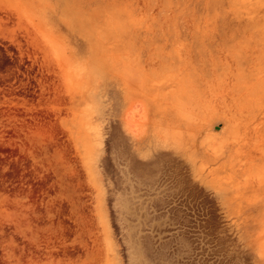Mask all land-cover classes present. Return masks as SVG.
<instances>
[{
  "label": "rangeland",
  "instance_id": "374dc122",
  "mask_svg": "<svg viewBox=\"0 0 264 264\" xmlns=\"http://www.w3.org/2000/svg\"><path fill=\"white\" fill-rule=\"evenodd\" d=\"M0 264H264V0H0Z\"/></svg>",
  "mask_w": 264,
  "mask_h": 264
}]
</instances>
